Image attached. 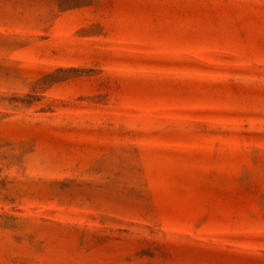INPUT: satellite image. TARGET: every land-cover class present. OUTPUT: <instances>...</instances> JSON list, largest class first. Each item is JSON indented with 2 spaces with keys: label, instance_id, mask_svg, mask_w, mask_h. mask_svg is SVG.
<instances>
[{
  "label": "rangeland",
  "instance_id": "rangeland-1",
  "mask_svg": "<svg viewBox=\"0 0 264 264\" xmlns=\"http://www.w3.org/2000/svg\"><path fill=\"white\" fill-rule=\"evenodd\" d=\"M0 264H264V0H0Z\"/></svg>",
  "mask_w": 264,
  "mask_h": 264
}]
</instances>
